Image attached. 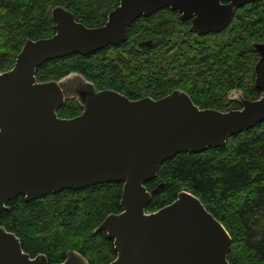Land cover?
<instances>
[{
  "label": "water",
  "instance_id": "95a60500",
  "mask_svg": "<svg viewBox=\"0 0 264 264\" xmlns=\"http://www.w3.org/2000/svg\"><path fill=\"white\" fill-rule=\"evenodd\" d=\"M254 1L119 0L100 26H87L64 6H53L55 32L27 38L13 67L0 73V215L19 195L29 202L50 192L121 182V211L109 213L96 228L113 240L117 256L108 264H230L232 236L197 195L183 187L173 202L147 211L152 191L146 182L177 153L224 146L230 136L264 120V41L252 43L259 54L254 81L260 97L250 99L239 89L229 98L241 107L226 111L200 107L181 88L159 98L131 99L112 88L97 89L78 72L46 81L36 73L48 60L125 42L140 16L162 8L177 10L180 19H191V31L207 34L222 31L236 9ZM70 98L82 111L59 116ZM0 264L89 261L76 249L56 263L45 253L31 256L21 238L0 224Z\"/></svg>",
  "mask_w": 264,
  "mask_h": 264
},
{
  "label": "trees",
  "instance_id": "16d2710c",
  "mask_svg": "<svg viewBox=\"0 0 264 264\" xmlns=\"http://www.w3.org/2000/svg\"><path fill=\"white\" fill-rule=\"evenodd\" d=\"M60 4L87 26L103 25L119 0H0V73L11 69L27 38L55 32L51 15ZM177 11L162 8L140 16L119 45L89 55L70 54L37 68V79H61L82 74L97 89L112 88L131 99L159 98L181 88L202 108L229 110L241 103L232 90L250 99L260 97L255 86L259 54L252 43L264 41V0L236 9L220 32L200 34ZM148 41L149 45L141 46ZM82 111L76 98L58 108L61 117ZM121 182L50 192L27 202L23 195L8 202L0 224L15 232L31 256L45 253L61 262L69 249L80 251L89 264H108L117 253L113 240L96 228L112 212H120ZM152 191L147 211L173 202L183 187L197 195L232 236L230 264H264V120L227 140L226 145L179 152L146 182Z\"/></svg>",
  "mask_w": 264,
  "mask_h": 264
},
{
  "label": "rangeland",
  "instance_id": "374dc122",
  "mask_svg": "<svg viewBox=\"0 0 264 264\" xmlns=\"http://www.w3.org/2000/svg\"><path fill=\"white\" fill-rule=\"evenodd\" d=\"M236 92H238V91H237V90H235V91H231L229 95H231V96H237V95H236ZM232 98H233V97H232Z\"/></svg>",
  "mask_w": 264,
  "mask_h": 264
},
{
  "label": "flooded vegetation",
  "instance_id": "af4514ba",
  "mask_svg": "<svg viewBox=\"0 0 264 264\" xmlns=\"http://www.w3.org/2000/svg\"><path fill=\"white\" fill-rule=\"evenodd\" d=\"M174 11H177V10H174ZM157 12V11H156ZM178 12V11H177ZM179 13V12H178ZM179 15H180V13H179ZM182 20V19H181ZM184 21H190V24H191V19H189V20H184Z\"/></svg>",
  "mask_w": 264,
  "mask_h": 264
}]
</instances>
